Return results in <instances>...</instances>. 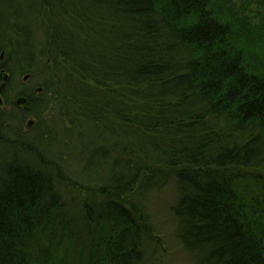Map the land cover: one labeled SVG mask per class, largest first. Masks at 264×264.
I'll list each match as a JSON object with an SVG mask.
<instances>
[{
	"label": "trees",
	"instance_id": "16d2710c",
	"mask_svg": "<svg viewBox=\"0 0 264 264\" xmlns=\"http://www.w3.org/2000/svg\"><path fill=\"white\" fill-rule=\"evenodd\" d=\"M28 1L0 31V264H171L146 208L171 185L179 257L264 264V0Z\"/></svg>",
	"mask_w": 264,
	"mask_h": 264
},
{
	"label": "rangeland",
	"instance_id": "374dc122",
	"mask_svg": "<svg viewBox=\"0 0 264 264\" xmlns=\"http://www.w3.org/2000/svg\"><path fill=\"white\" fill-rule=\"evenodd\" d=\"M17 1L15 2V8L14 10L20 13L19 15L15 16L13 15L10 10H9V4L8 3H3L0 4V31H2L4 28H9L10 24L22 28V26H31L34 25L33 23V10L31 7H33L34 3L33 1ZM2 0H0V3ZM5 14V17H4ZM4 31V30H3ZM22 35V34H21ZM8 38V45H15L18 46L20 44L18 41H11L10 37L7 36ZM13 87L12 90H18L16 92H26L31 88V84H33L32 80L33 77L23 74L22 76H13ZM2 78L0 81V87L2 86ZM16 95V93H10L8 95L9 101L13 102L14 100L16 101L17 99L13 98ZM0 98L1 94H0ZM24 105L21 106L23 108ZM10 110V109H7ZM33 119V118H32ZM34 120V119H33ZM31 122V121H30ZM33 124L31 123L30 126ZM174 188L173 186H169L167 189L163 191L161 196H159L158 201H154L150 203L146 208L148 214H150L154 218V223L156 224L158 228V232L160 233L161 236H163V240L165 241L166 245L169 248V252H171L169 258L167 259L168 261L171 262V264H192L189 260L184 259L182 257H179V252L176 249V245L172 240L173 236V229H174V219L171 215L170 212V206L174 202ZM157 199V197H155ZM164 243V244H165ZM165 248V246H163ZM165 250V249H164ZM167 252V250H166Z\"/></svg>",
	"mask_w": 264,
	"mask_h": 264
},
{
	"label": "water",
	"instance_id": "95a60500",
	"mask_svg": "<svg viewBox=\"0 0 264 264\" xmlns=\"http://www.w3.org/2000/svg\"><path fill=\"white\" fill-rule=\"evenodd\" d=\"M7 80H8V75H4L3 77H2V81L4 82L3 84H2V86H1V88H0V93L5 89V83L7 82ZM27 103V99H25V98H20V99H18V101L16 102V104L17 105H25ZM31 125V124H30Z\"/></svg>",
	"mask_w": 264,
	"mask_h": 264
},
{
	"label": "bare ground",
	"instance_id": "6f19581e",
	"mask_svg": "<svg viewBox=\"0 0 264 264\" xmlns=\"http://www.w3.org/2000/svg\"><path fill=\"white\" fill-rule=\"evenodd\" d=\"M8 78H9V76H8ZM41 91V90H40Z\"/></svg>",
	"mask_w": 264,
	"mask_h": 264
}]
</instances>
